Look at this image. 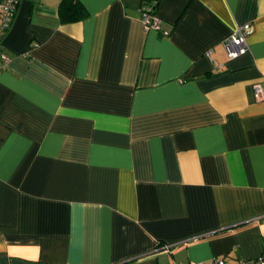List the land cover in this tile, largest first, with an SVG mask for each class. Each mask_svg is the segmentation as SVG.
<instances>
[{
    "label": "crops",
    "instance_id": "0c3cea01",
    "mask_svg": "<svg viewBox=\"0 0 264 264\" xmlns=\"http://www.w3.org/2000/svg\"><path fill=\"white\" fill-rule=\"evenodd\" d=\"M77 1L0 35V264L264 255V0Z\"/></svg>",
    "mask_w": 264,
    "mask_h": 264
},
{
    "label": "built area",
    "instance_id": "2783aa9c",
    "mask_svg": "<svg viewBox=\"0 0 264 264\" xmlns=\"http://www.w3.org/2000/svg\"><path fill=\"white\" fill-rule=\"evenodd\" d=\"M18 0H0V35L7 29L13 17L15 6ZM140 19L145 29H158V19L149 8L140 10ZM251 32L248 23L237 25L234 31L222 41V47L227 59H232L241 54L246 49L245 36ZM208 52V51H207ZM8 61L7 55L0 52V68ZM264 82L253 83L252 91L256 98L262 96ZM264 241V234L262 235ZM188 264H264V255H259L253 259L236 258L227 261L223 257H212L206 261H193Z\"/></svg>",
    "mask_w": 264,
    "mask_h": 264
},
{
    "label": "trees",
    "instance_id": "16d2710c",
    "mask_svg": "<svg viewBox=\"0 0 264 264\" xmlns=\"http://www.w3.org/2000/svg\"><path fill=\"white\" fill-rule=\"evenodd\" d=\"M159 0H139L140 10H143L145 7L149 8L150 12H154L156 3ZM59 16H65V13L68 14L66 18L75 19L83 14V8L77 0H60L58 5Z\"/></svg>",
    "mask_w": 264,
    "mask_h": 264
}]
</instances>
